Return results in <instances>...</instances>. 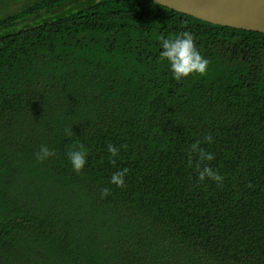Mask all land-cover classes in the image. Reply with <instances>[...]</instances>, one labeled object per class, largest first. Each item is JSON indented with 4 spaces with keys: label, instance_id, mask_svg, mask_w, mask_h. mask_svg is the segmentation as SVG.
I'll return each mask as SVG.
<instances>
[{
    "label": "trees",
    "instance_id": "obj_1",
    "mask_svg": "<svg viewBox=\"0 0 264 264\" xmlns=\"http://www.w3.org/2000/svg\"><path fill=\"white\" fill-rule=\"evenodd\" d=\"M183 31L210 63L178 82L160 41ZM0 264H264V34L150 0H0Z\"/></svg>",
    "mask_w": 264,
    "mask_h": 264
},
{
    "label": "clouds",
    "instance_id": "obj_2",
    "mask_svg": "<svg viewBox=\"0 0 264 264\" xmlns=\"http://www.w3.org/2000/svg\"><path fill=\"white\" fill-rule=\"evenodd\" d=\"M160 48V58L167 61L169 71L174 80L179 82L182 79L193 76L194 74L203 76L207 73L210 61L201 54V51L196 46L192 33L183 31L175 36L164 38L160 41ZM205 140L211 143L212 137L207 136L205 137ZM107 151L112 157L118 155V148L113 144H108ZM192 152L196 153L198 156L196 165L198 179L200 181L208 179L221 184L223 176L217 171H214L211 167L207 166L202 169L199 167L200 162L211 161L214 158L213 154L205 152L203 149L199 148L197 144L192 145ZM51 155H54V153L51 152L47 146H42L40 151L36 153V159L38 162H43ZM67 156L73 171L80 173L87 162V153L83 149V145H79L76 149L70 150L67 153ZM111 162L115 164V160H112ZM127 173V168L113 172L109 182L118 188H123L125 186V177ZM109 194L110 191L108 188L103 189V197H107Z\"/></svg>",
    "mask_w": 264,
    "mask_h": 264
},
{
    "label": "water",
    "instance_id": "obj_3",
    "mask_svg": "<svg viewBox=\"0 0 264 264\" xmlns=\"http://www.w3.org/2000/svg\"><path fill=\"white\" fill-rule=\"evenodd\" d=\"M203 22L264 34V0H150Z\"/></svg>",
    "mask_w": 264,
    "mask_h": 264
}]
</instances>
